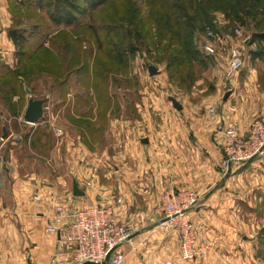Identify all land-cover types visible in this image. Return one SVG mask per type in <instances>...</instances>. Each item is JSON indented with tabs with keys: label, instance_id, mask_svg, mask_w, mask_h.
Listing matches in <instances>:
<instances>
[{
	"label": "rangeland",
	"instance_id": "obj_1",
	"mask_svg": "<svg viewBox=\"0 0 264 264\" xmlns=\"http://www.w3.org/2000/svg\"><path fill=\"white\" fill-rule=\"evenodd\" d=\"M3 2L10 19L2 29L24 35L20 47L9 36L0 47V139L6 127V144L25 142L13 152L18 169L56 177L69 167L83 170L92 166L86 162L96 160L97 167L102 160L98 173H110L112 194L122 197L116 203L128 206L113 177L123 160L121 181L129 191L133 154L152 156L165 188L154 179L156 205L149 210L131 203L132 214L147 215L149 229H158L172 248H179L176 234L160 225L162 202L170 192L195 191L201 197L192 218L198 230L196 259L206 254L207 264H264V187L258 177L254 185L247 176L237 182L240 187H223L218 194L228 171L217 167L213 150L201 144L203 138L216 145L215 136L197 131L209 116L237 121L242 132L243 126L264 117V60L250 54L258 47L251 40L257 21L264 20V5H259L257 18L244 15V24L231 12L211 10L212 25L194 32L189 51L176 44L180 57H175L172 50L164 51L169 41L161 37L167 34L159 33L167 14L187 0H112L73 26L51 23L35 0ZM210 28L220 37L215 57L203 50ZM230 46L240 47L244 59L234 85L224 76ZM149 66L159 74L151 77ZM171 97L183 105L182 111L174 108ZM31 98L45 100L44 117L36 124L26 123L22 114ZM224 107L230 112H222Z\"/></svg>",
	"mask_w": 264,
	"mask_h": 264
},
{
	"label": "crops",
	"instance_id": "obj_2",
	"mask_svg": "<svg viewBox=\"0 0 264 264\" xmlns=\"http://www.w3.org/2000/svg\"><path fill=\"white\" fill-rule=\"evenodd\" d=\"M3 4V0H0V47L4 44L2 42H9L8 30L1 27L6 20L7 23L4 25H7L10 19L9 16H6L7 11ZM28 102L29 100L23 108V116ZM224 109L226 108L224 107ZM221 111L224 113L230 112L229 109L224 111L221 109ZM1 117H5L4 112L1 113ZM204 121L203 129L199 128L197 131L200 134L203 132L207 136L209 134L210 136L211 134L215 136L217 146L215 143L213 145L203 140L201 135V140L205 143H200L206 145L211 151L213 150L217 167L221 168L223 158L221 152L222 134L230 119L227 117L212 118L209 116L208 118L205 117ZM249 127L250 124L243 126L244 132L241 131V133L247 132ZM2 130L3 127L1 128ZM7 131L9 133L8 129ZM2 136L0 139V151L7 145L8 152L0 160V264H54L66 258V247L59 241L58 236L48 230L56 214L55 209L59 205L68 206L71 210L82 209L91 205H111L116 210L119 220L125 221L132 219L138 213L132 214L133 212L130 211L131 206H129L131 203L142 204L143 207L149 210L156 205L155 194L151 191L154 179L157 182L161 181L159 182L161 187L165 188L162 178L164 174L159 171V174H157L158 172L152 166L156 158L149 155L144 156V154H133L134 160H131V163L134 166L130 173L129 191L123 188L124 183L121 181L125 172L123 160L118 169L120 173L116 174L119 178L116 175L115 178L113 177V179L119 180L118 186L115 185L116 189L120 190V194H125L128 197V206L121 205L116 202L122 197L112 194V181L111 183L109 181L112 177L110 173L107 170H101L100 174L98 173L99 165H104V161H99V165L95 167V164H97L96 160H90V162H86L92 165L90 168L79 170L69 167L64 176L59 175L56 177L49 174L45 175L40 170L35 169L33 171H22L18 169V160L13 152L16 146L22 147L25 142L14 139L6 144L5 140H2ZM15 140H19V142ZM149 144L150 140L148 143H144L145 146ZM251 161L253 162L249 165L248 163ZM251 161L233 167L227 172L228 174H224L226 179L221 187L218 188V194L222 192L223 189L221 188L223 187L230 185L233 188L237 185L240 187L237 182L243 178L245 180L247 176H252L251 181L254 185L255 181L253 179L258 177L259 187L263 188L264 153ZM218 175L220 174L215 176L218 177ZM82 176L84 177L83 180H81ZM169 177L171 176L169 175ZM86 181H91L92 185L90 188L84 187ZM75 183L80 190L85 192L84 196L75 197L73 195ZM161 187H156L158 189L157 193ZM228 189L230 190L231 188L229 187ZM34 196L40 197L39 203L34 201ZM198 207L199 205L189 213L191 219L197 216L194 213L198 211ZM47 220H50V223ZM148 225L149 223L146 227L140 229L139 234L134 238L120 246L119 250L124 252L126 256L124 264H166L167 260L178 256L179 248H172L167 236L160 234L158 229L150 230ZM208 260L206 254H202L198 259L188 264H207Z\"/></svg>",
	"mask_w": 264,
	"mask_h": 264
},
{
	"label": "built area",
	"instance_id": "obj_3",
	"mask_svg": "<svg viewBox=\"0 0 264 264\" xmlns=\"http://www.w3.org/2000/svg\"><path fill=\"white\" fill-rule=\"evenodd\" d=\"M236 34L240 35V31L236 30ZM206 40L204 52L215 57L219 34L209 29ZM228 52L224 76L229 84L234 85L244 64L243 53L237 46H230ZM211 111L215 112L214 109ZM61 133L59 130V134ZM221 141L223 170L229 171L234 166L263 155L264 117L254 120L244 134L241 133L239 122L229 123L223 130ZM85 185L90 188L92 183L87 181ZM33 199L36 203L40 202L39 196H34ZM200 200V195L192 190L170 192L164 197L161 206L164 218L160 225L174 232L179 241L178 256L167 260L166 264H188L197 258L198 230L189 213L200 204ZM118 201L121 202V199ZM55 211L48 230L59 237V241L67 249V256L54 264H104L107 254L115 247L118 248L107 264H124L126 256L119 250L120 246L149 223V218L142 212H138L130 220L121 221L111 205H91L76 210L59 205ZM47 221L50 223V220Z\"/></svg>",
	"mask_w": 264,
	"mask_h": 264
},
{
	"label": "trees",
	"instance_id": "obj_4",
	"mask_svg": "<svg viewBox=\"0 0 264 264\" xmlns=\"http://www.w3.org/2000/svg\"><path fill=\"white\" fill-rule=\"evenodd\" d=\"M110 1L112 0H35V4L46 12L51 23L73 26ZM259 5H264L262 0H187L183 7L173 9L166 16L165 27L159 33V36L167 34L161 38L168 37L169 42L163 47L164 51L170 52L172 50L175 57L178 54L180 57L178 50L174 49L176 44L187 48L189 51L193 44L194 32L197 30L205 31L207 25H212V18L209 14L211 10L220 9L231 12L236 22L244 24V15L257 18ZM257 22L259 29L253 34L251 44H257L258 47L250 54L253 60H264V20ZM210 29L214 31L213 28ZM8 35L18 47L21 46L24 38L22 32L11 30ZM19 76L21 75L18 74ZM23 81L21 79V82Z\"/></svg>",
	"mask_w": 264,
	"mask_h": 264
},
{
	"label": "water",
	"instance_id": "obj_5",
	"mask_svg": "<svg viewBox=\"0 0 264 264\" xmlns=\"http://www.w3.org/2000/svg\"><path fill=\"white\" fill-rule=\"evenodd\" d=\"M148 71H149V75L151 77L159 74L157 68L155 66H149L148 67ZM26 92L29 94L30 90L26 89ZM231 95V92H228L225 97H224V101H227V99L229 98V96ZM170 101L172 102L174 108L177 111H182L183 110V105L180 104L175 98L171 97ZM44 104H45V100L42 99H29L28 102V106L26 108V111L24 113L23 119L26 123L29 124H36L38 123L40 120H42V118L44 117ZM3 136H2V140H6L9 136V133L7 131L6 127H3ZM16 142H19V140H15ZM144 143H148L149 139H144L143 140ZM73 195L75 197H82L85 195V192H83L82 190H80L77 186V184H74V188H73ZM139 234V232L137 233ZM137 234H135L132 238H134ZM118 247L113 248L112 250L109 251V253L107 254L104 264H107L109 262V259L112 255V253L117 249ZM85 264H95V263H85Z\"/></svg>",
	"mask_w": 264,
	"mask_h": 264
}]
</instances>
